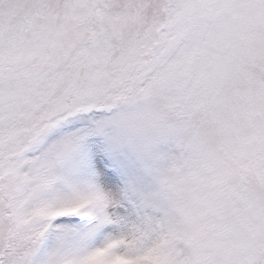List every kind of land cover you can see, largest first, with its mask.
Instances as JSON below:
<instances>
[{
    "label": "snow or ice",
    "instance_id": "6c2138e0",
    "mask_svg": "<svg viewBox=\"0 0 264 264\" xmlns=\"http://www.w3.org/2000/svg\"><path fill=\"white\" fill-rule=\"evenodd\" d=\"M118 3L65 5L56 26L48 0H0V42L16 44H0V264H264V0ZM149 89L188 119L222 108L221 135L195 141L151 200L108 190L126 151L107 141L98 182L58 174L69 145L48 146L54 130Z\"/></svg>",
    "mask_w": 264,
    "mask_h": 264
},
{
    "label": "rangeland",
    "instance_id": "374dc122",
    "mask_svg": "<svg viewBox=\"0 0 264 264\" xmlns=\"http://www.w3.org/2000/svg\"><path fill=\"white\" fill-rule=\"evenodd\" d=\"M48 3L52 6L51 16L50 19L42 20V23L56 26L65 23V5H74L82 10L89 8V0H48ZM122 4L123 0H119L113 11H118ZM85 18L73 16L72 22L78 24ZM0 44L5 57L11 56L16 48L15 42L7 38ZM76 98V90L69 89L52 103L63 106L68 101L74 102ZM175 105L176 96L173 92L149 89L117 104L110 115L82 114V117L87 118H70L54 130L46 141L48 146L59 142L69 145L58 165V174L71 182H98L101 177L98 160L101 156H108V142L115 150L126 151L120 154L121 164L118 167L107 165L115 172L117 180L116 188L108 190L117 197L125 193L131 197L137 192H147V198L151 200L163 189V182L171 175L172 167L166 168L161 153L163 147L171 145L179 159L187 158L195 141L216 139L222 132V108L208 106L193 112L188 119L176 110ZM50 115L51 109L43 112L34 110L18 114L16 120L34 124ZM108 158L111 159L110 156Z\"/></svg>",
    "mask_w": 264,
    "mask_h": 264
},
{
    "label": "trees",
    "instance_id": "16d2710c",
    "mask_svg": "<svg viewBox=\"0 0 264 264\" xmlns=\"http://www.w3.org/2000/svg\"><path fill=\"white\" fill-rule=\"evenodd\" d=\"M123 103V102H120ZM119 104V103H118ZM117 106L116 105H112L109 108L106 109V114L110 115L113 111H114V107ZM174 147L171 145L165 146L162 148L161 153L165 159V164H166V168L169 169L170 167H173V165L175 164V162H177L179 159V155L178 153L174 152ZM156 243L158 244V241H156Z\"/></svg>",
    "mask_w": 264,
    "mask_h": 264
}]
</instances>
